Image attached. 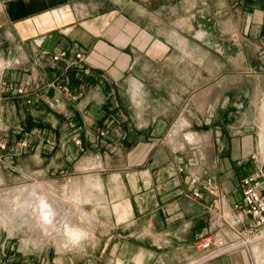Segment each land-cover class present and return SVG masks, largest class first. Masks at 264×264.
<instances>
[{
  "label": "crops",
  "instance_id": "crops-1",
  "mask_svg": "<svg viewBox=\"0 0 264 264\" xmlns=\"http://www.w3.org/2000/svg\"><path fill=\"white\" fill-rule=\"evenodd\" d=\"M263 120L264 0H0L4 176L88 183L99 226L35 254L0 235V264H186L217 198L190 177L240 200ZM204 264H264V241Z\"/></svg>",
  "mask_w": 264,
  "mask_h": 264
},
{
  "label": "built area",
  "instance_id": "built-area-1",
  "mask_svg": "<svg viewBox=\"0 0 264 264\" xmlns=\"http://www.w3.org/2000/svg\"><path fill=\"white\" fill-rule=\"evenodd\" d=\"M54 58L58 59V56ZM18 91L23 92L22 88ZM7 145L6 140L0 141L1 150H5ZM252 159L255 164L253 171L243 176L234 189L241 198L230 206L219 198L218 187L212 177H190L195 198H203L204 192L217 198L209 207L212 212L207 231L198 241L199 254L186 264H204L240 250L250 252L264 241V156L253 154Z\"/></svg>",
  "mask_w": 264,
  "mask_h": 264
},
{
  "label": "rangeland",
  "instance_id": "rangeland-1",
  "mask_svg": "<svg viewBox=\"0 0 264 264\" xmlns=\"http://www.w3.org/2000/svg\"><path fill=\"white\" fill-rule=\"evenodd\" d=\"M254 59L256 58L253 56ZM259 71V70H258ZM255 110V108H253ZM264 121V120H263ZM1 141V140H0ZM5 172L8 174L9 170L0 166V235L1 237L10 236L14 242L17 244H23L28 246L29 251L37 249L42 245L50 246L49 249L55 244L61 248H72L73 245L69 241H65L64 238H68L65 233H59L54 231L62 226L64 221H72L74 224H83L85 229L90 232L87 236L88 240L91 237L95 238L99 236V226H97L96 220H92L89 215V210H91L90 205H85L84 203L79 204L78 207L74 203L64 202L63 193L66 191V194L69 197L78 195L82 196L85 192L89 197L90 191L88 183L84 181H75V179L69 180L66 176L60 179H47L41 180L36 178H28L22 180H14L15 172L11 171L12 174L6 177L4 176ZM35 187V188H34ZM38 194L47 193L48 203L54 204L56 208V214L54 216V221L56 226L55 228L50 225V230L48 233L45 232L42 226L46 224L44 219L40 216L39 213H36L38 210H35L34 207L31 208L27 213H23L21 210L20 201L26 197V195L32 190ZM97 187L93 184L92 193H97ZM80 195V196H79ZM35 212V213H34ZM87 213L88 217L84 222H79V218L82 220V213ZM39 217H38V216ZM42 218V220L40 219ZM76 222V223H75ZM33 223H36L38 227H31ZM53 223V222H52ZM86 224V225H85Z\"/></svg>",
  "mask_w": 264,
  "mask_h": 264
},
{
  "label": "bare ground",
  "instance_id": "bare-ground-1",
  "mask_svg": "<svg viewBox=\"0 0 264 264\" xmlns=\"http://www.w3.org/2000/svg\"><path fill=\"white\" fill-rule=\"evenodd\" d=\"M264 123V122H263ZM264 127V125H263ZM264 134V133H263ZM35 188V187H34ZM37 191V190H36ZM35 191V189H32L27 195L26 197H24L21 201H20V205H21V210L23 213H27L29 210H31L32 207L35 208V210H38L36 213H39L40 216L44 219L45 222H47L48 224L52 225L53 222V218L56 214V208L54 206V204H50L47 201L48 199V194L47 193H43L42 194H38ZM63 201L65 202H71L74 203L76 205V207H78L79 204H81V201L79 199H77L78 195L76 196L77 198L73 197H69L66 194V192H64L63 194ZM80 196V195H79ZM82 199V198H81ZM89 199V198H88ZM89 201V200H88ZM35 213V212H34ZM38 216V215H37ZM39 217V216H38ZM79 222H84V220H82V218L80 217ZM76 223V222H75ZM72 225H76L74 224L71 220L70 221H64L62 226H60L58 229H56L55 231H58L59 233H65L67 234V232L69 230L71 231H79V230H73V226ZM86 225V224H85ZM36 223H33V225L31 227H35ZM58 227V226H57ZM82 228V230L85 231V227L83 224L80 225H76L75 226ZM46 230V227H45ZM68 237V235H66ZM64 240H69V238H64Z\"/></svg>",
  "mask_w": 264,
  "mask_h": 264
},
{
  "label": "clouds",
  "instance_id": "clouds-1",
  "mask_svg": "<svg viewBox=\"0 0 264 264\" xmlns=\"http://www.w3.org/2000/svg\"><path fill=\"white\" fill-rule=\"evenodd\" d=\"M71 245L78 246L84 239H87V233L83 231H71L67 232Z\"/></svg>",
  "mask_w": 264,
  "mask_h": 264
}]
</instances>
